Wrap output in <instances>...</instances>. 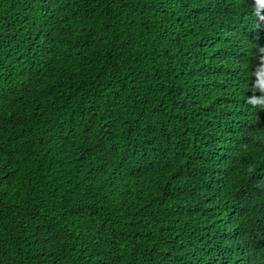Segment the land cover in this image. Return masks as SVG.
Returning a JSON list of instances; mask_svg holds the SVG:
<instances>
[{"label":"trees","instance_id":"obj_1","mask_svg":"<svg viewBox=\"0 0 264 264\" xmlns=\"http://www.w3.org/2000/svg\"><path fill=\"white\" fill-rule=\"evenodd\" d=\"M261 27L255 0H0V264H264Z\"/></svg>","mask_w":264,"mask_h":264},{"label":"clouds","instance_id":"obj_2","mask_svg":"<svg viewBox=\"0 0 264 264\" xmlns=\"http://www.w3.org/2000/svg\"><path fill=\"white\" fill-rule=\"evenodd\" d=\"M258 6V8H260V6L258 4H256ZM261 51V47L259 48V52ZM254 75L256 77V79L253 82V89H254V93L255 92H262L264 93V66H260L258 65L256 71L254 72ZM248 103H252L254 105V107L256 105L262 104L264 103V96L261 97H255V96H250L248 98ZM226 256V255H225ZM254 256V261L249 257V258H243L240 260V262H236V264H245V263H250V264H260L257 258V254H253Z\"/></svg>","mask_w":264,"mask_h":264},{"label":"snow or ice","instance_id":"obj_3","mask_svg":"<svg viewBox=\"0 0 264 264\" xmlns=\"http://www.w3.org/2000/svg\"><path fill=\"white\" fill-rule=\"evenodd\" d=\"M255 4H258L260 8H264V0H255ZM259 38L264 40V28H260Z\"/></svg>","mask_w":264,"mask_h":264}]
</instances>
